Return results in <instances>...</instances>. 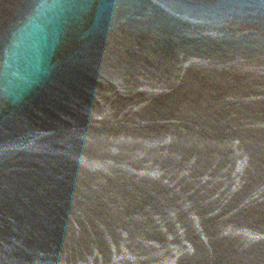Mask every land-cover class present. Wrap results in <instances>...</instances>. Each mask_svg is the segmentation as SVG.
I'll return each instance as SVG.
<instances>
[{
    "label": "water",
    "instance_id": "95a60500",
    "mask_svg": "<svg viewBox=\"0 0 264 264\" xmlns=\"http://www.w3.org/2000/svg\"><path fill=\"white\" fill-rule=\"evenodd\" d=\"M0 264H264V0H0Z\"/></svg>",
    "mask_w": 264,
    "mask_h": 264
}]
</instances>
